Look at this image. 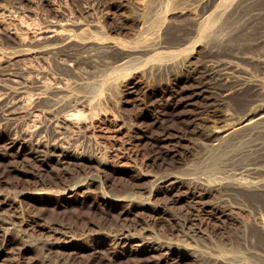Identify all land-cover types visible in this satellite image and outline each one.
I'll return each mask as SVG.
<instances>
[{
  "label": "rangeland",
  "instance_id": "374dc122",
  "mask_svg": "<svg viewBox=\"0 0 264 264\" xmlns=\"http://www.w3.org/2000/svg\"><path fill=\"white\" fill-rule=\"evenodd\" d=\"M54 17L70 23L77 42L119 47L62 69L52 56L32 50L33 34ZM8 30L27 43L17 44ZM263 34L264 0H0V69L31 47L15 63L34 87L59 86L73 102L88 103L76 107L83 125L66 133L77 153L64 165L53 156L36 159L29 146H11L13 130L0 119V264H44L48 248L58 264H264V154L245 155L249 140L206 143L192 129L209 113L183 71H148L163 55L195 61L232 55L239 74L264 83V44L256 43ZM152 42L163 46L126 56L127 48ZM250 95V89L231 94L229 113ZM37 114L29 125L46 122ZM249 162L263 169L247 174L241 167ZM171 171L215 189L205 204L195 202L186 184L151 194L154 177L142 173ZM80 181L88 190L74 185ZM130 190L138 201L107 203V195ZM142 199L168 201L170 210L157 213ZM216 207L232 214L215 221L208 211ZM186 215L184 224L179 217ZM118 229L128 233L119 239ZM167 242L170 248L161 249Z\"/></svg>",
  "mask_w": 264,
  "mask_h": 264
},
{
  "label": "bare ground",
  "instance_id": "6f19581e",
  "mask_svg": "<svg viewBox=\"0 0 264 264\" xmlns=\"http://www.w3.org/2000/svg\"><path fill=\"white\" fill-rule=\"evenodd\" d=\"M206 1L207 0H201L202 3H205ZM138 7L142 9L146 7V4L139 2ZM69 24L70 23L68 21H62L60 18L58 19L54 17L53 19H50L44 27L40 28L33 34L32 38L34 39L32 40V43H34L36 46L35 48L32 47L34 54L52 56L62 69H73L77 65L79 59L82 57L88 56L91 58L92 55H94V53L99 49L105 50L106 52H112L117 49V47H119V45L115 42L98 44V46H94L93 44L90 45L91 43L89 42H87V44L85 42H77L75 36L70 31L71 27L69 28ZM8 34L9 37L14 41L16 39L20 40V42H16L17 44L24 45L27 43V39L25 37L23 39L18 36L15 31L8 30ZM256 43L264 44V34L262 37L256 40ZM162 46L163 45L159 42H152L146 44V47H130L126 49V56H139L140 54L151 53ZM25 50L32 51L31 47H23L19 49L18 52L20 53H17V55L13 57L14 59H11L8 64L5 66L3 65L4 68L1 67L0 69V119L2 118L4 120L3 121L1 119L3 123L13 130V134L8 137V143L11 146H16L19 144L21 148L29 146L30 149L28 153L36 159H45L46 157L53 156L57 158L58 162H61L64 165L65 161L63 159H65V157L77 153V151L72 148L73 145L70 143V141H68L67 132L69 130L71 131V129H74V127L80 128L83 125V122L77 118V116L79 117V111H77L76 107L77 105L87 106L88 103L85 105L81 102H73V100H71L72 98H69L66 92L64 93L63 89H61L59 86L34 87L35 85H33V82H31V79H29V77L26 75V69L18 66L15 63L17 57L27 54L23 52ZM166 56L167 55H163V58L159 56L160 61L158 60L149 66L150 70L148 71H156L157 73L163 74H170L169 72L173 71L177 72L178 68L183 71L184 81H188L194 86L196 97L204 100V109L206 108L209 113L208 116L206 115L204 123L193 126V132L199 134V136H202L206 143L212 142L213 145H211H215L217 147H221L222 145L226 144L229 145L230 143H236L237 141L240 142L242 140H249V144H246V148H244V154L247 156H253L255 158H261V156L264 154V138L262 137V134H264V83L259 79H252L250 76L239 74L241 73V68L238 65L239 63L237 66L233 60V57L236 58L237 56L231 55L232 57L227 56L226 58L218 59L209 57L201 61L190 60V58L188 59L187 57H179V59H176L172 57V55H168V57ZM252 58L254 59L255 57L252 56ZM122 59L123 56L118 60ZM247 89L251 90V95L247 100L246 105L243 108L236 110L235 113H229V109L227 108L229 96L231 94L244 92ZM28 101H32L34 110L31 109V111L33 112L29 111V109L27 110L26 108L30 103ZM25 102H28L26 103L27 105ZM32 106L29 107L31 108ZM40 112L47 117L46 122L44 123L42 120H40L42 122H35V124L32 122L33 125H29V116L32 115V117L35 118L34 116H36V113L39 114ZM121 155L122 157H127L126 153H122ZM130 155L131 154H129V156ZM189 155L194 158L199 156V154H195L192 151H189ZM249 163L250 164L241 167L244 172L247 171V174L255 173L259 168L261 169L262 167H258V163V166L256 163ZM117 167L119 166L117 165ZM134 167L137 166L133 165L131 166V169ZM160 173L161 174L154 172L142 173L144 176L154 177L155 183L153 184V187L149 189L151 194L157 195V193H159L161 190L163 192L171 193L181 188L182 185L186 184L188 186L187 189H189V191L193 194L195 202H197V204H205L204 198L209 194L208 190L212 191V189H215V187L211 186L210 188L205 187L204 184L199 182V180L185 179V177H183L184 175H179L176 171ZM256 178L258 181L259 178ZM92 180L95 181L96 179L92 178ZM259 181L263 182L264 180L262 178V180ZM85 182L86 181H80L74 185L77 188L81 187L82 190H88V183ZM257 184H259V182H257ZM154 187H156V193H154ZM261 189L264 190V184L261 185L260 190ZM130 191L126 192L125 194L117 193L107 195V201H109L107 203H116L119 201H128L129 203H133L138 201L136 199V191ZM138 191H142V189H137V192ZM170 200V205H172V199ZM151 201L148 199H142L139 202H141L140 204L143 206L150 207L152 211H156L157 213H165V211L168 210V201L162 204L153 203ZM218 207L208 211L210 217L214 218L215 221L226 220L228 214L231 212L228 213V211ZM175 217L177 218L176 214ZM179 218H182V222L184 224H187L190 220L189 216L187 215ZM260 224L261 223L259 222L258 225ZM198 230L200 229L197 228L196 231ZM127 231L128 229H124V231L121 230L120 233L115 235L121 239V236ZM122 238H126V236ZM138 238L140 237H133L130 240L134 241ZM168 244L170 243L167 242L165 245L162 244L161 249L170 248ZM52 250L53 249L48 248L46 255L49 258L46 259L47 261L44 264L59 263L53 260L51 261L50 255L52 254Z\"/></svg>",
  "mask_w": 264,
  "mask_h": 264
}]
</instances>
